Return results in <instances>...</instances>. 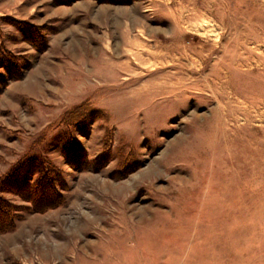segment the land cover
<instances>
[{
	"label": "rangeland",
	"instance_id": "rangeland-1",
	"mask_svg": "<svg viewBox=\"0 0 264 264\" xmlns=\"http://www.w3.org/2000/svg\"><path fill=\"white\" fill-rule=\"evenodd\" d=\"M0 52V181L61 196L0 264H264V0H0Z\"/></svg>",
	"mask_w": 264,
	"mask_h": 264
},
{
	"label": "trees",
	"instance_id": "trees-1",
	"mask_svg": "<svg viewBox=\"0 0 264 264\" xmlns=\"http://www.w3.org/2000/svg\"><path fill=\"white\" fill-rule=\"evenodd\" d=\"M21 24V23H19ZM25 26L24 31L26 32V38L35 46L38 51H43L47 46V41L45 37H41L40 27H36L29 23L21 24ZM25 34V33H24ZM39 37V39H38ZM9 54L8 51H4ZM5 54L0 52V62L10 76L11 79H17L20 76V70L15 63L7 60L4 57ZM4 83L3 81H1ZM64 153H66L67 159L71 163H76L80 161V157H76L74 151L78 150L76 145L67 144L64 148ZM81 156V154L79 155ZM44 164L41 160L36 158L30 159L19 163L10 173H8L0 181V232L11 230L14 226L15 210L18 208L7 201L1 194L5 189L14 191L22 198L29 200L32 204V209L43 211L46 208L55 206L61 201L60 193L57 191L52 183L51 177L48 172L43 167ZM35 172L39 175V178L29 183L27 176L28 174Z\"/></svg>",
	"mask_w": 264,
	"mask_h": 264
}]
</instances>
